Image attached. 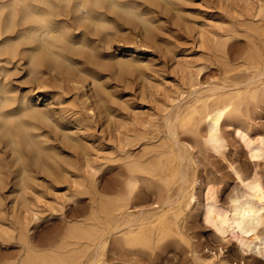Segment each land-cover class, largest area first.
Masks as SVG:
<instances>
[{
	"label": "rangeland",
	"instance_id": "obj_1",
	"mask_svg": "<svg viewBox=\"0 0 264 264\" xmlns=\"http://www.w3.org/2000/svg\"><path fill=\"white\" fill-rule=\"evenodd\" d=\"M127 1L145 15L148 27L115 11L108 14L104 25H86L87 32L81 37V30L71 22L69 29L79 44L67 51L73 64L54 67L45 63L35 77L29 74L27 43L17 33L0 36V229L15 231L10 240L0 237V264L20 259L23 248L15 235L20 227H27L29 240L41 249L68 224L84 220L91 210L90 193L71 195L82 184L89 191L93 181L99 189L119 184L124 170L119 155L142 146L133 145L135 135L153 133V123L161 121L193 84L206 87L224 79L226 65L210 47L215 37H227L224 33L232 26L236 31L228 36L229 66L231 73L245 72L242 60L249 43L236 18L246 17L260 0ZM7 36L11 37L4 39ZM12 45L17 50L14 57L9 52ZM86 53L92 59H86ZM245 124L253 133L264 127V111L252 106ZM25 125L29 135L24 134ZM224 131L228 143L224 155L205 154L197 162L202 183L196 190L199 195L207 186L213 188L218 201L227 206L239 188L233 167L244 175L255 168L264 180V158L252 162L235 133ZM14 144L19 149L16 152ZM155 187L141 183L130 207L152 205ZM175 190L173 185L171 192ZM202 201L199 196L188 202L178 216L182 235L169 236L145 250L107 245L105 264H264V255L252 248L244 250L234 235L223 239L215 235L200 213Z\"/></svg>",
	"mask_w": 264,
	"mask_h": 264
},
{
	"label": "bare ground",
	"instance_id": "obj_2",
	"mask_svg": "<svg viewBox=\"0 0 264 264\" xmlns=\"http://www.w3.org/2000/svg\"><path fill=\"white\" fill-rule=\"evenodd\" d=\"M5 9H8V13ZM139 10L127 0H0V36L17 33V37L27 43L25 50L29 74L35 77L40 71L38 67L45 63L54 67L63 62L73 64L67 51L74 50L79 44L73 39L69 29L71 22L81 30V37L87 32L86 25H104L108 14L115 11L136 19L142 23L143 28L148 27V19ZM246 14L243 19L236 18L238 28L243 30L249 43V49L243 56L244 61L242 60L245 72L231 73L232 68L229 66L228 36L236 31L232 26L224 33L227 37L222 34L219 39L215 37L210 47L214 55L226 65L227 75L224 79L216 85L206 87L193 84L187 89L183 99L167 109L161 121L153 123V133H137L133 138V145L139 146L140 143V149H126L118 154V159L124 166L119 184L99 189L93 181L89 191L84 188L88 185L82 184L80 190L71 195L78 197L82 193H90L91 210L84 220L68 224L61 235L49 240L41 249L36 248L29 240L27 227H20L15 235L23 248L21 257L16 262L5 264H105L107 245L112 244L114 248L125 251L152 248L169 236L182 235L177 222L178 216L188 202L199 200V196L203 197L200 212L203 220L213 227L217 237L223 239L234 235L241 248H252L264 255V180L255 168L249 175H244L233 167L239 188L231 196L227 206L218 201L213 188L207 186L199 195V189L196 190L197 185L202 183L197 175L200 157L205 154L223 156L227 149L224 128L231 129L241 140L252 162L257 163L255 161L264 158V127L256 128L253 133L245 124L246 115L252 106L264 111V0H260ZM9 49L11 57H14L17 50L13 45ZM91 57L92 55L86 59H92ZM31 115L34 117L36 113ZM23 131L25 135H29L27 125ZM15 146L14 144L12 150L16 152L19 149ZM35 148L39 149L37 145ZM254 167L257 168V164ZM141 183H145L147 187L156 185V200L152 205L134 206L133 209L130 207L131 197ZM173 185L176 186L174 193L171 192ZM33 213L35 214L34 211ZM14 233L0 229V237L4 235L8 240L13 238Z\"/></svg>",
	"mask_w": 264,
	"mask_h": 264
}]
</instances>
